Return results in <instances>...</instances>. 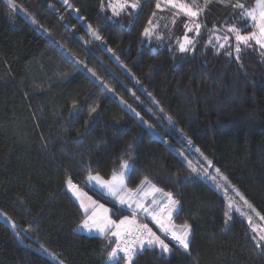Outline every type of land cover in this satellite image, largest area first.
<instances>
[{"label":"trees","instance_id":"16d2710c","mask_svg":"<svg viewBox=\"0 0 264 264\" xmlns=\"http://www.w3.org/2000/svg\"><path fill=\"white\" fill-rule=\"evenodd\" d=\"M69 3L79 11L62 0H17L25 15L0 0V264H106L115 241L74 231L83 212L66 180L80 183L90 171L106 179L131 154L127 186L147 177L180 201L175 223L191 225L190 254L171 244L170 254L138 251L134 264H264L246 221L233 215L226 223L222 193L174 152L183 135L264 215L259 49H242L236 60L204 46L203 35L191 53L170 55L142 38L155 0L113 20L101 0ZM240 16L228 0H211L201 19L207 29L238 18L241 26ZM146 93L177 125L174 135L158 124Z\"/></svg>","mask_w":264,"mask_h":264},{"label":"snow or ice","instance_id":"6c2138e0","mask_svg":"<svg viewBox=\"0 0 264 264\" xmlns=\"http://www.w3.org/2000/svg\"><path fill=\"white\" fill-rule=\"evenodd\" d=\"M210 2L211 0H204L203 6H200L197 4V0H191V3L187 2V0H156L155 8L157 10H163L170 6L172 9L176 10L175 17H179L181 15L187 16L189 21L192 22V27H189L187 24L185 25L187 31H195L198 35L201 24L195 21L207 9ZM220 2L224 3L225 0H220ZM228 2L231 7L240 10V19L245 23V27L252 26L254 27V30L247 34H243L244 29L236 27L235 25L229 26L227 31L234 34L235 47L232 51L226 52V55H235L236 60H239L240 55L242 54V49L252 48L253 42L254 45L259 48L261 55H264V0H255V5L251 8H246L245 4L242 3L241 0H236L234 4L231 3V0H228ZM63 3L67 5L68 9H72L77 12L79 11L78 9H75L71 3H69V0H63ZM141 6V0H110L107 5V7L112 9L114 16H119L121 12H127L129 8L132 10H138ZM104 7V0H101V8L103 9ZM8 8L11 11H16L18 8L21 11H25L17 4V0H8ZM25 15H27L26 11ZM156 15L157 12L153 11L152 16L155 17ZM61 19H63V17H61ZM79 19H83V17H79ZM248 21L251 23L249 24ZM32 22L37 23L34 19ZM172 22L175 23V18ZM148 25L149 26L143 29L142 36L145 38H151L155 34V38L157 40H161L163 38L162 35L158 34L156 31L158 26L154 25L151 20H149ZM40 27H42V25ZM88 29L94 40L103 42L104 37L96 29L92 28L91 25H88ZM91 42V40L85 41V43ZM227 42V37H225V44H220L217 51H219L220 48H224ZM209 43H211V41H209ZM192 46H194V40L191 39L186 32L183 40L179 42L178 51L185 53L189 51ZM108 51L111 52L113 50L109 48ZM77 63L82 64L83 62L77 61ZM88 71L92 70L88 69ZM92 75L95 76V72H92ZM105 87H107V85H105ZM109 91H112V89L109 88ZM73 107H76L75 103L73 104ZM94 112H96V107L90 109L89 116H91ZM169 119H171V117H169ZM189 143L191 142L189 141ZM127 147L131 149V145H128ZM197 151H199V149H197ZM201 155L203 154L201 153ZM204 159L207 161L208 168L214 169L215 175L210 177L212 181L215 182L217 177H219V179L222 180L226 186L231 187L228 176L224 175L219 168H216L213 165V162L208 160L207 157H204ZM131 167L132 165L129 161H123L120 164L121 171L119 175L114 173L111 180H104L99 174L93 175L91 171L87 176L88 182H96L100 185V187L106 189L109 195L114 197L120 205H127L128 208H132L133 218L130 220L129 217L126 216L119 220V223L112 220L111 217L107 215L109 212L108 208H106L103 204L98 205L96 201H91V197L88 198L91 201V205L86 204L83 199H80L82 190L73 183L71 178L66 180L68 188L74 195H76L77 199H80V207L83 209L82 219L76 225L74 231L89 234L96 232L101 235L111 233L112 236L117 237L116 246L112 247L111 250L107 252L106 264H108V262H115V264H118L120 259H123L125 264H134V257L138 250L143 251L146 249H152L155 251L156 249H159L161 254H170L172 252V248L165 239H162L161 236L157 235L156 232L148 226V224H136L135 215L139 211L150 216L151 220L155 222V225L159 227V230L164 233L166 237H170V240L175 242L176 246L181 247L185 250V252H189L190 254L191 225L188 223L176 225L172 221L173 213L178 212L180 209V201L173 198V194L171 192H164L163 189L151 184V181H149L147 177L140 181L141 186L150 185V192L146 193L145 196L153 193H161L165 198L164 201H157L153 198L152 203L149 206H146L142 202L143 197L141 200L133 201L131 199V194L133 192L139 193L142 191V187H138L137 189H128L124 184L125 170H128ZM196 171L197 169H193V172ZM202 171L204 175H209L207 168ZM216 186L221 187L219 184ZM84 195H86V193ZM236 195L239 196L240 200H242L249 209H252L253 206L238 190H236ZM133 204L135 207H133ZM229 207H233V205L230 204ZM257 215L260 216L261 220H264V215H260V213H257ZM225 216L228 217L227 212H225ZM249 221H251V217H249ZM13 227H15V225H13ZM113 228L116 230L112 231ZM252 231L255 233L251 236L255 246L258 249L264 250V231L257 232L255 227L252 228ZM125 237H127V239H125ZM120 253H123V255L121 256ZM60 264H63V262H60Z\"/></svg>","mask_w":264,"mask_h":264},{"label":"rangeland","instance_id":"374dc122","mask_svg":"<svg viewBox=\"0 0 264 264\" xmlns=\"http://www.w3.org/2000/svg\"><path fill=\"white\" fill-rule=\"evenodd\" d=\"M63 1V0H62ZM110 0H104L105 7L102 9L104 11L109 19L113 20L114 18H117V16L113 15L112 9L107 7L108 3ZM187 2L191 3V0H187ZM156 4V0H155ZM197 4L200 6H203L204 0H197ZM255 5V0L253 2L249 3L246 5V8H251ZM67 6V5H66ZM101 6V3H100ZM19 9V8H18ZM17 9V10H18ZM72 10V9H71ZM73 11V10H72ZM136 10L128 9L127 12H121V15H124L125 13H134ZM154 11L157 12V15L155 17L150 16V18L147 21V24L145 25L146 27L149 26L148 22L149 20L152 21L154 25H157V33L162 35L161 40H157L155 38V34L151 38H145L142 36L144 42L146 44H152L153 47H159V46H164L170 50V55H175V54H185V53H191L192 50L194 49L195 45L197 42L203 41L204 46H210L213 49L217 51V48L219 47L220 44H225V37H227V44L224 48H220L219 51H232L235 47V38L234 34L229 33L227 31V28L231 25H235L236 27L239 28H244L245 23L240 26V22L238 19H236L233 22L229 23H224V25H218V24H213V26L209 28H205L202 24L203 18L201 19V16L196 19L195 22L201 24L200 32L197 35L195 31L188 32L185 25L187 24L189 27H192V22L189 21V18L187 16H179L175 17V9H172L170 6L166 9L163 10H157L154 8ZM20 13L21 10H19ZM153 13V12H152ZM175 18V23H173V19ZM82 20V19H80ZM33 23V22H32ZM250 24L251 22L248 21ZM35 23H33L34 25ZM36 28V27H35ZM38 28V27H37ZM36 28V29H37ZM86 29H88V26H86ZM89 30V29H88ZM254 30V27L248 26V29L244 30L243 34H247L249 32H252ZM39 31H42V29H39ZM43 32V31H42ZM187 32V35L194 40V46L190 47L189 51L185 53H181L178 51L179 47V42L183 40V37L185 33ZM90 34V32H89ZM90 38L93 39V37L90 34ZM219 38V39H218ZM211 41V43H209ZM253 47L256 48L257 50L259 49L257 46L254 45L253 42ZM247 49V48H243ZM260 51V50H259ZM264 58V55H263ZM120 67L123 69L122 65L119 62ZM141 91L142 88H140ZM147 98L149 99L150 102H152L155 106V110L157 111V114H154L155 119L157 120L159 125H162L170 134L174 135L175 131H179L178 127L176 124H173L172 120L169 119V116L167 113L161 111V108L157 103L154 102L152 98L149 97V95L146 93ZM140 122L145 125V127L150 131L153 136H156L158 138H161V133L159 132V128H157L155 125L149 123L148 121L144 120L141 116L139 118ZM176 140L178 142V147L174 148V152L181 157V159L184 161L185 164L188 165L190 168V171L193 175L200 176L204 178L210 185L215 188L218 192L222 193L223 198L226 201V210L228 213L227 221L229 220V217L231 218L233 215H237L241 217L243 220L246 221V224L248 226L249 231L251 232L252 236L255 234L252 231V228L255 227L257 229V232L264 231V220L260 219V216L257 215V211L255 209H249L246 204L243 203L242 200H240L239 196L236 195V188L232 186H226L222 180L217 177L216 181L213 182L212 179L210 178L211 176L215 175L214 169L213 168H208L207 166V161L204 159L205 156L201 155L199 151H197V148L195 145L192 143H189L190 140H188L186 137H183V135H180L176 137ZM207 168V171L209 173L208 176L204 175L203 169ZM193 169H197L196 172H193ZM219 184L221 187H217L216 185ZM135 187V186H134ZM227 188V190H226ZM115 207L120 206L118 203L113 202ZM233 205V207H229V205ZM119 208V207H118ZM121 208V206H120ZM1 213V212H0ZM103 214V213H101ZM249 217H251V221H249ZM0 218H4L5 216L0 214ZM173 223H175L174 218L172 219ZM176 224V223H175ZM13 227V225L11 224ZM159 228V227H158ZM171 244V243H170Z\"/></svg>","mask_w":264,"mask_h":264},{"label":"crops","instance_id":"0c3cea01","mask_svg":"<svg viewBox=\"0 0 264 264\" xmlns=\"http://www.w3.org/2000/svg\"><path fill=\"white\" fill-rule=\"evenodd\" d=\"M134 155L131 154V156L127 157L126 159L122 160L119 164L115 165L112 167L111 169V174L108 178H102L104 180H111V177L112 175L115 173L117 175H119L121 169H120V164L123 162V161H129V163L132 165L133 162H134ZM129 169L128 170H125V176H124V184L126 185V187L128 189H137L138 187H142V191H140L139 193H136V192H133L131 194V199L133 201L135 200H141V198L143 197L142 199V202L146 205V206H149L151 205L152 203V200L153 198H155L157 201H164V197L161 193H153L151 195H147L145 196L146 193L150 192V185H143L141 186L140 185V182L135 186V187H128L127 184H126V177L129 173ZM95 175V174H93ZM144 179V178H143ZM142 179V180H143ZM141 181V180H140ZM150 181V180H149ZM74 184H76L78 186L79 189L82 190V193H81V196H80V199H83V201L86 203V204H89L91 205V201H96L97 204H103L106 208L109 209V212H108V216L111 217L112 220H115L117 223H119V220L123 219L124 217H129V219L131 220L133 218V211H132V208H128L127 205H120L118 203V201H116V199L114 197H112L111 195H109V193L107 192L106 189L100 187L99 184H97L96 182H88L87 181V177L84 179V181L82 182H77L75 183L73 181ZM151 184H153L151 182ZM155 185V184H154ZM158 187V186H156ZM66 188L69 192V194L73 197V199L75 200V202L77 203V205L80 206V199H77L76 195L73 194V192L68 188L67 184H66ZM159 188V187H158ZM165 192V191H164ZM167 192V191H166ZM86 193V195H84ZM89 197H91V201L88 199ZM113 202H116L118 203L121 208H117L115 207L114 203ZM133 207H135V205L133 204ZM81 208V207H80ZM82 212H83V209L81 208ZM114 210V211H113ZM113 211V212H112ZM177 212H174L173 215H172V219L174 218L175 214ZM135 221H136V224H148V226L150 228H152V230L154 232H156L157 235L161 236L162 239H164L162 237V235H160L159 231H158V226L155 225V222L151 220V217L148 216L146 213H143V212H137L136 215H135ZM182 223H176V225H181ZM116 229L113 228L112 231H115ZM88 235H91V234H94V235H99V236H102L100 233H96V232H93V233H86ZM108 237H110L111 240H114L115 243L113 245V247L116 246V242H117V237L115 236H112L111 233L107 234ZM125 239H127V237H125ZM167 242V241H166ZM169 243V242H168ZM169 246L171 247V244L169 243ZM159 250V249H158ZM139 251V250H138ZM160 251V250H159ZM120 255L122 256L123 253H120ZM123 260V259H122ZM124 261V260H123ZM109 263H114V262H109ZM124 264H125V261H124Z\"/></svg>","mask_w":264,"mask_h":264},{"label":"built area","instance_id":"2783aa9c","mask_svg":"<svg viewBox=\"0 0 264 264\" xmlns=\"http://www.w3.org/2000/svg\"><path fill=\"white\" fill-rule=\"evenodd\" d=\"M120 208V206H117V208ZM158 231H159V233H160V235H162V237L167 241V242H169V243H171L172 245H174V246H176L175 245V242H173V241H171L170 240V237H166L165 236V234L164 233H162L160 230H159V228H158ZM177 248H181V247H179V246H176ZM182 249V248H181Z\"/></svg>","mask_w":264,"mask_h":264}]
</instances>
